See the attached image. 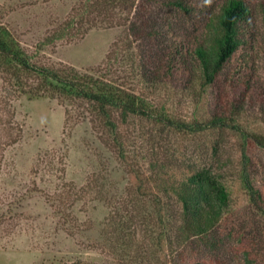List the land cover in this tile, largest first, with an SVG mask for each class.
I'll return each instance as SVG.
<instances>
[{"label":"rangeland","instance_id":"obj_1","mask_svg":"<svg viewBox=\"0 0 264 264\" xmlns=\"http://www.w3.org/2000/svg\"><path fill=\"white\" fill-rule=\"evenodd\" d=\"M92 1L0 0V26L32 64L104 77L173 119L200 122L228 107L231 67L203 91L165 63V34L197 38L222 0H187L189 13L165 0H132L129 16L115 11L114 24L85 32L93 17L82 12ZM246 1L252 74L234 122L243 132H179L131 117L124 125L115 120L120 147L87 105L20 95L0 72V264H264V208L251 204L240 180L245 155L264 186V147L244 139L264 141V0ZM73 17L75 26L64 31ZM102 17L96 13L94 20ZM127 17L129 25L122 21ZM238 94L230 100L239 102ZM162 164L210 168L224 181L228 205L205 236L180 232V205L161 189ZM117 227L123 232L113 234Z\"/></svg>","mask_w":264,"mask_h":264},{"label":"trees","instance_id":"obj_2","mask_svg":"<svg viewBox=\"0 0 264 264\" xmlns=\"http://www.w3.org/2000/svg\"><path fill=\"white\" fill-rule=\"evenodd\" d=\"M164 5L175 10L189 13L192 3L187 0H165ZM135 4L132 0H93L85 5L82 14L93 17L90 25L84 30L88 32L98 25L114 24L110 15L123 13L127 16ZM264 20V5L260 6ZM96 13L102 20H94ZM87 15V16H88ZM109 15V16H108ZM77 21L73 17L66 23L64 31L72 30ZM123 23H131L127 17ZM252 10L246 0H222L216 15L208 20L204 32L195 39H190L173 30L165 34L169 43V53L165 60L168 71L181 73L188 77L189 84H197L201 90L213 86L224 70L232 68L228 77V107L220 113H214L209 119L196 122H185L173 119L163 108L154 110L152 104L133 89L118 85L102 77H93L77 73L74 69H52L36 66L29 60L26 52L14 37L0 26V72L6 80L13 79L20 95L38 97L49 95L61 101H73L87 105L92 115L113 136L115 143L121 147L116 133L118 125L127 123L131 117H142L163 126L167 130L179 132H200L206 129L231 128L241 131L235 126V118L241 101L246 100V92L252 74ZM152 30V29H151ZM83 32V33H85ZM154 34V31L150 35ZM160 66L155 68L152 76H160ZM240 88V89H239ZM202 91V92H203ZM231 94L239 95V102H232ZM117 113V118L113 114ZM234 124V125H230ZM235 126V127H232ZM244 138L247 142L264 147V141L254 135ZM244 163L240 173L243 188L247 191L251 204L259 209L264 208V186L256 183L258 179L250 174V158L243 155ZM160 175L163 180L161 189L173 195L180 205L178 213L179 229L187 237H203L219 223L224 209L229 202V192L224 181L210 168H196L189 165L169 166L162 164ZM165 176V178H164ZM157 217L160 224L166 223V216L159 210L156 202ZM115 222V221H114ZM118 228V227H117ZM112 232H123V227ZM112 232L110 234H112ZM119 234V232H116ZM111 244V243H110ZM110 246L108 245V248ZM190 264H207L194 261Z\"/></svg>","mask_w":264,"mask_h":264}]
</instances>
